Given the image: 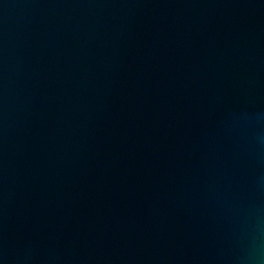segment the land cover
Segmentation results:
<instances>
[{
  "label": "water",
  "instance_id": "95a60500",
  "mask_svg": "<svg viewBox=\"0 0 264 264\" xmlns=\"http://www.w3.org/2000/svg\"><path fill=\"white\" fill-rule=\"evenodd\" d=\"M0 264H264V0H0Z\"/></svg>",
  "mask_w": 264,
  "mask_h": 264
}]
</instances>
